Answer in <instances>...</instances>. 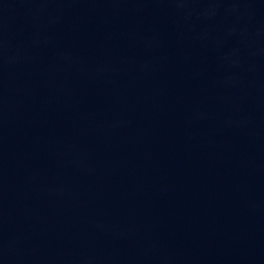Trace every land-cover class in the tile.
<instances>
[{
    "label": "water",
    "instance_id": "obj_1",
    "mask_svg": "<svg viewBox=\"0 0 264 264\" xmlns=\"http://www.w3.org/2000/svg\"><path fill=\"white\" fill-rule=\"evenodd\" d=\"M0 264H264V0H0Z\"/></svg>",
    "mask_w": 264,
    "mask_h": 264
}]
</instances>
